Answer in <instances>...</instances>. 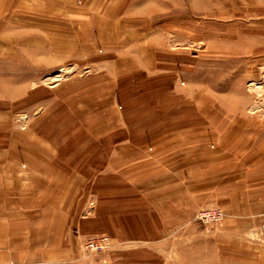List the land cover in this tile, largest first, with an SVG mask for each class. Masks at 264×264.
<instances>
[{"label": "rangeland", "instance_id": "rangeland-1", "mask_svg": "<svg viewBox=\"0 0 264 264\" xmlns=\"http://www.w3.org/2000/svg\"><path fill=\"white\" fill-rule=\"evenodd\" d=\"M262 48L264 0H0V264H264Z\"/></svg>", "mask_w": 264, "mask_h": 264}, {"label": "crops", "instance_id": "crops-1", "mask_svg": "<svg viewBox=\"0 0 264 264\" xmlns=\"http://www.w3.org/2000/svg\"><path fill=\"white\" fill-rule=\"evenodd\" d=\"M168 138L171 140V135H168ZM169 145L171 146V144H169ZM158 161H160V160H158ZM159 163H161V162H159ZM168 164L171 165V161H168ZM31 171L34 172L33 169H31ZM155 171H157L158 173L162 172L161 170H158V169H155ZM39 176L43 178L42 175H39ZM51 179L52 178H46L44 180L49 181ZM173 204L175 205L174 202H173ZM173 204L171 202L166 203V205L168 206V211H170L172 214H173V210H175L173 208V206H174ZM169 205H171V207ZM8 207L9 206L5 207L6 210L8 209ZM233 208H236V207L233 205ZM0 214H5V213L1 212ZM9 214L14 215L13 212H10ZM237 214H238L237 216L239 218L264 219V183L261 187L254 190V192L249 191L248 197H247V202H246V207L244 208V210L238 209ZM8 228H10V226ZM0 230H1V223H0Z\"/></svg>", "mask_w": 264, "mask_h": 264}, {"label": "built area", "instance_id": "built-area-1", "mask_svg": "<svg viewBox=\"0 0 264 264\" xmlns=\"http://www.w3.org/2000/svg\"><path fill=\"white\" fill-rule=\"evenodd\" d=\"M202 216L213 219V221H220L221 219V213L219 212H211V213L206 212V213H203Z\"/></svg>", "mask_w": 264, "mask_h": 264}, {"label": "bare ground", "instance_id": "bare-ground-1", "mask_svg": "<svg viewBox=\"0 0 264 264\" xmlns=\"http://www.w3.org/2000/svg\"><path fill=\"white\" fill-rule=\"evenodd\" d=\"M264 50V48H262Z\"/></svg>", "mask_w": 264, "mask_h": 264}]
</instances>
